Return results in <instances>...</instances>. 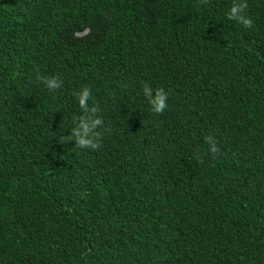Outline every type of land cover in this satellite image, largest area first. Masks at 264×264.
<instances>
[{"label": "trees", "instance_id": "16d2710c", "mask_svg": "<svg viewBox=\"0 0 264 264\" xmlns=\"http://www.w3.org/2000/svg\"><path fill=\"white\" fill-rule=\"evenodd\" d=\"M234 2L0 0V264H264V0Z\"/></svg>", "mask_w": 264, "mask_h": 264}, {"label": "clouds", "instance_id": "9594fccd", "mask_svg": "<svg viewBox=\"0 0 264 264\" xmlns=\"http://www.w3.org/2000/svg\"><path fill=\"white\" fill-rule=\"evenodd\" d=\"M203 3H207V0H202ZM248 5L246 0H237L234 2L229 10L228 19L234 20L241 24L245 28H251L253 25V20L246 14V9ZM46 87L49 90H56L60 88V82L55 78H48L45 81ZM152 89L145 86L143 89L144 95L148 97V101L152 107V111L156 114H162L168 107L167 99L168 94L162 89H156L155 95H152ZM90 98L88 89L85 87L79 93V104L81 107H87L86 101ZM101 124L100 119H95L89 123L87 120H82L79 125V131H75L74 135L77 137V146L84 147L90 146L92 149H98L97 144L94 142L93 138L89 136V131L96 125ZM206 141L211 145L210 152L217 153L219 148L216 142L211 136L206 137Z\"/></svg>", "mask_w": 264, "mask_h": 264}]
</instances>
